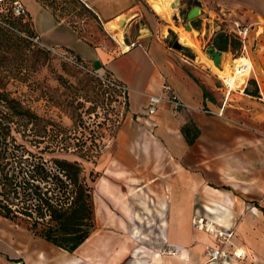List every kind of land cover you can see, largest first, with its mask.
I'll return each instance as SVG.
<instances>
[{
  "label": "crops",
  "instance_id": "obj_1",
  "mask_svg": "<svg viewBox=\"0 0 264 264\" xmlns=\"http://www.w3.org/2000/svg\"><path fill=\"white\" fill-rule=\"evenodd\" d=\"M20 2L44 45L67 48L94 68L109 70L130 92L108 152L119 175L106 171L94 185L95 227L89 237L69 252L6 225L0 215V264H213L207 247L214 239L192 225L194 217L237 223L234 245L226 248L229 257L215 264H264V132L256 134L226 121L223 114L203 111L223 108L224 113L226 102L215 103L218 87L201 68L204 64L167 43L171 24L134 0H89L97 20L107 26L106 20L116 18L123 30L120 40L101 34L94 38L67 21L57 2ZM192 2L189 10L198 5L208 20L215 13L264 25V0ZM189 23L194 33L202 29ZM165 82L190 108L174 112L161 104L154 114H146L148 95L159 94ZM220 90L225 96L223 86ZM189 121L199 128L192 144L181 132ZM108 177L124 178V188ZM167 248L176 253H166ZM234 249L244 256L234 257Z\"/></svg>",
  "mask_w": 264,
  "mask_h": 264
},
{
  "label": "rangeland",
  "instance_id": "obj_2",
  "mask_svg": "<svg viewBox=\"0 0 264 264\" xmlns=\"http://www.w3.org/2000/svg\"><path fill=\"white\" fill-rule=\"evenodd\" d=\"M13 1L5 0L0 3V14L8 16L7 20L10 23L27 34L33 32L28 17L15 16L13 13L11 15ZM44 1L48 2V0ZM83 1L87 4H85L87 8L91 6L89 0ZM156 1L158 0H150V5L148 0H134L141 7H150L151 9H154L153 4ZM166 1L168 0H161L163 4ZM55 2L60 7L59 9H65L67 21L81 26L85 30L84 33L90 34L94 38H99V34L110 39L112 36L118 39L122 38L123 31L116 18H110L112 19H109L110 21L106 20L104 23L108 21L107 27L106 24L101 23L99 18L98 20L95 18L91 10L83 6L81 0H55ZM192 4V0H176L174 7L171 8L168 4V12L165 15L158 14L155 9V11L152 10L165 23L172 26V32L170 31L171 33L167 37L169 45L172 46L175 40L181 41L180 29L190 31L197 37L198 47L181 41L184 47L180 51L188 59H194L196 64H204L203 66L200 65L201 68L210 74L214 84L218 87L214 90V100L219 106L223 104L225 96L220 90V86L223 85L217 74L224 73L222 71L225 69L226 61L230 63L233 58L240 55L251 59L259 81L253 71L246 78L245 83H240L241 78L237 74L226 73L235 76V84L238 83L239 86L235 85V89L231 90L226 101L223 118L232 124L251 128L256 134L261 135L264 132V30H262L264 25L256 27L253 24L250 35L254 41L247 46V51H242L241 46L235 50L229 48L221 51L219 63L215 64L211 53L218 49L214 47L210 49L214 32L232 28L235 18L225 19L226 17L222 15L218 18L215 13H211L209 15L210 20H208L202 15H197L191 20V24L194 22L195 27H202V29H195L194 33L185 27L188 22L186 13ZM108 28L116 32L117 35ZM261 30L260 34L256 33ZM26 33L24 34L27 35ZM40 48L44 47L36 44L30 45L24 51L21 63L19 60L22 50L12 46L6 55L9 61L6 62V65L1 66L3 71L0 76L3 77L1 81L3 89L18 99L24 108L30 109L37 115L33 123L27 125H24V119H18L19 131L16 133L18 141L28 147L35 155H44L47 159L64 157L69 160H77L80 162L85 176L88 179L91 177L94 179V185L106 171L108 174L118 176L119 166L109 157L108 152L115 143L116 133L120 125H112L109 122L114 120V113H117V109L110 107L109 104L108 106L105 105L106 90L94 77L64 62L47 51L46 48L44 49L48 53ZM250 79L255 80L259 96H253L244 91V84L250 89L253 88ZM223 89L225 90L224 86ZM209 114L214 115V113ZM93 137L98 139V145L102 151H95L92 148L90 141ZM48 167L53 174L58 173L51 160ZM108 181L123 188L126 182L124 178L117 180L112 177H108ZM50 184L54 187L53 191L57 193L54 178L50 180ZM249 209L250 206L246 205L245 210ZM4 219L6 225L30 232L26 229L25 222L18 221L15 223L9 219ZM236 224L220 223L222 226H232L234 229ZM213 239L214 244L218 242L214 237ZM232 245H234L233 238L231 245L228 246ZM227 256L229 257V254L226 251L224 258Z\"/></svg>",
  "mask_w": 264,
  "mask_h": 264
},
{
  "label": "trees",
  "instance_id": "obj_3",
  "mask_svg": "<svg viewBox=\"0 0 264 264\" xmlns=\"http://www.w3.org/2000/svg\"><path fill=\"white\" fill-rule=\"evenodd\" d=\"M53 2L55 0H48V3ZM82 4L86 7L83 1ZM12 7L13 4L11 15ZM7 19L8 16L0 14V73L3 71L1 66L9 61L6 55L12 46L22 50L19 60L22 63L24 51L34 45L22 35L26 32ZM239 46V40L224 31L216 32L212 39V47L219 51L235 50ZM2 79L0 76V215L15 223L25 222L26 229L33 235L73 252L95 227L94 179L85 176L77 160L47 159L44 155H35L18 141V119H24V125H27L33 123L37 115L3 89ZM249 81L253 88L245 86L244 91L259 96L255 80ZM181 132L187 143L192 144L199 135V128L189 121L182 126ZM50 160L58 173L53 174L49 169ZM52 178L57 193L50 184Z\"/></svg>",
  "mask_w": 264,
  "mask_h": 264
},
{
  "label": "built area",
  "instance_id": "obj_4",
  "mask_svg": "<svg viewBox=\"0 0 264 264\" xmlns=\"http://www.w3.org/2000/svg\"><path fill=\"white\" fill-rule=\"evenodd\" d=\"M83 1V0H82ZM12 7V13L15 16L27 17L26 9L24 5L20 2V0H14ZM84 2V1H83ZM86 4V3H85ZM87 5V4H86ZM253 27L252 23H242L238 20L234 21V26L224 31L236 39L239 40L242 51H247V46L252 44L254 39H251L250 31ZM264 30V29H262ZM257 33V32H256ZM25 37L29 38L33 44L40 45L46 48L49 52L59 57L64 62L70 64L71 66L79 69L80 71L89 74L94 77L99 84L106 90L105 91V105L110 107H114L117 109V113H114V120L108 119L112 125H119L125 117L128 96L130 92V88L127 84L119 80L112 72L106 69H96L89 62L85 61L77 54L72 52L67 48L56 47V46H46L44 45L39 36L34 33L31 36H27L22 33ZM132 44V43H131ZM129 45L124 46V48H128ZM220 79L222 85L225 88V100L227 101V97L231 92L230 87V79L227 76H223L217 74ZM246 84H244V87ZM161 104H167L174 112H182L188 110L190 107L186 104L175 92L172 86L165 82L162 85V90L159 94H149L148 101L146 105V114L151 115L154 114L157 108ZM222 109L220 111L215 112L211 109H203L206 113H216L218 115H222ZM111 114V113H110ZM108 122V123H109ZM93 140V141H92ZM90 141L92 148L95 151H102V148L98 145V139L93 137ZM192 225L199 229L203 230L209 234H211L218 242L212 246L207 247L208 254V262L209 263H217L220 259H223L226 256V248L228 245H231V240L234 235V227L232 226H222L219 223L215 222H204L201 219L194 217L192 219ZM166 253L175 254L176 251L172 248H167L164 250ZM232 255L236 258H241L244 256L243 252H238V249H234L232 251Z\"/></svg>",
  "mask_w": 264,
  "mask_h": 264
},
{
  "label": "bare ground",
  "instance_id": "obj_5",
  "mask_svg": "<svg viewBox=\"0 0 264 264\" xmlns=\"http://www.w3.org/2000/svg\"><path fill=\"white\" fill-rule=\"evenodd\" d=\"M168 4H170V6L172 8L176 4V0H172V1L168 0V1H166L165 4H163L161 2V0H158L153 4V7L158 14L165 15L168 12V7H167ZM120 34L122 35V32ZM179 36H180L181 41L183 43L191 44V45H194L195 47H198L199 41H198L197 37L195 35H193L190 31H183L182 29H180L179 30ZM224 66H225V69H224V71H222L224 73H221L220 75L229 77L231 90L235 89L236 86L238 87L239 84L238 83L235 84V76H232V74H226L227 72L237 74L238 77L241 78L240 83H245L246 78L250 76V73L252 71H254V73H255V71H256V68H255L253 62L251 61V59L246 57V56H243V55H240L236 58H233L230 63H227V61H226ZM256 74H257V72H256ZM257 79L259 81L258 76H257Z\"/></svg>",
  "mask_w": 264,
  "mask_h": 264
},
{
  "label": "water",
  "instance_id": "obj_6",
  "mask_svg": "<svg viewBox=\"0 0 264 264\" xmlns=\"http://www.w3.org/2000/svg\"><path fill=\"white\" fill-rule=\"evenodd\" d=\"M197 15H200V8L198 5H195L194 7H192L187 13H186V19L188 20L187 24H186V28L187 29H191V25L189 23V21H191L194 17H196ZM175 17V16H174ZM172 47L174 49L177 50H182L183 49V44H181L178 40H175L172 44ZM210 49H213L212 46H210ZM220 55H221V51L219 50H214L211 53V57L212 60L214 61L215 64L219 63L220 60Z\"/></svg>",
  "mask_w": 264,
  "mask_h": 264
}]
</instances>
